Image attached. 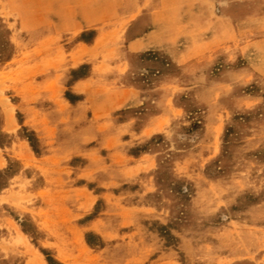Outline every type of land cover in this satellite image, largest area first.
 I'll list each match as a JSON object with an SVG mask.
<instances>
[{
    "label": "rangeland",
    "instance_id": "obj_1",
    "mask_svg": "<svg viewBox=\"0 0 264 264\" xmlns=\"http://www.w3.org/2000/svg\"><path fill=\"white\" fill-rule=\"evenodd\" d=\"M161 2L0 0V264H264V23L185 64L206 36L131 53L118 17Z\"/></svg>",
    "mask_w": 264,
    "mask_h": 264
},
{
    "label": "crops",
    "instance_id": "obj_2",
    "mask_svg": "<svg viewBox=\"0 0 264 264\" xmlns=\"http://www.w3.org/2000/svg\"><path fill=\"white\" fill-rule=\"evenodd\" d=\"M177 1H181L180 6L169 7L170 4ZM216 4L215 0H163L161 5L159 4L157 7L151 9L153 13L148 17L151 26H149L148 21L145 24L136 18L135 15L132 16L126 11L121 14L117 20H120L121 24H123V27L121 26V29L124 28L123 33L126 32L131 35H143V37L132 38L128 45L129 51L134 54L147 53L153 50L169 51V40L171 35H200L201 38L206 36L201 39L200 42L204 43L201 47H207L208 50H202L201 47L197 50L195 48L191 49V47L184 49L177 57L178 61L183 64L191 61L192 58L195 59L200 55L207 53V51L212 52L230 45L234 42V36L237 34L246 36L249 33L252 34L254 32H257L258 34L262 33L261 28L264 23V18H248L243 21L235 22L226 12L219 13ZM167 9H169V14H171V10H174V12L179 15H170V18L168 19L166 16ZM177 11L181 12L178 13ZM174 18H176V21H174ZM82 21L84 22L85 20ZM83 22L80 23L82 24ZM146 27H149L148 30L145 29ZM143 28L144 30H142ZM186 40L187 42L191 41L188 38ZM192 52H196V54L191 56ZM96 69L94 70L93 75L95 74L94 76L97 78ZM94 76L87 81L88 85L93 88H95L94 85H92V82H94ZM116 96L117 97H113V99H118L120 102L135 101L137 99L135 93L123 90H119ZM87 113H91L92 116H94L91 120L92 122L97 120L95 117L97 116L95 111H87ZM94 128L97 131L96 136L101 140H104L102 138L104 137L103 132L105 129L101 126L100 120L96 121ZM109 142L110 141H108V143ZM133 158H138L136 161L139 163L146 161L143 156ZM140 158H144V160Z\"/></svg>",
    "mask_w": 264,
    "mask_h": 264
},
{
    "label": "trees",
    "instance_id": "obj_3",
    "mask_svg": "<svg viewBox=\"0 0 264 264\" xmlns=\"http://www.w3.org/2000/svg\"><path fill=\"white\" fill-rule=\"evenodd\" d=\"M8 46H10L9 44H7ZM10 48H8V49H5L4 47H2L1 49H0V62L1 61H3L4 59H9V58H11V54H12V49H10ZM30 141V143H31V147H33V149H35L34 148V145H33V143H32V141L31 140H29ZM2 176H4V175H2L1 173H0V178L2 177ZM47 262H49V264H52L53 263V260L51 259V258H47Z\"/></svg>",
    "mask_w": 264,
    "mask_h": 264
}]
</instances>
